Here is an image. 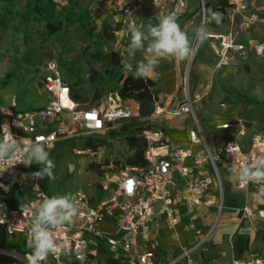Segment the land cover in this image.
I'll return each instance as SVG.
<instances>
[{"label": "built area", "instance_id": "obj_1", "mask_svg": "<svg viewBox=\"0 0 264 264\" xmlns=\"http://www.w3.org/2000/svg\"><path fill=\"white\" fill-rule=\"evenodd\" d=\"M225 1L227 7L224 17L227 18L231 26L236 27L226 32L211 31V36L206 41L215 58V71L237 64L249 55H264V39L252 41L247 39L245 34V31L250 30L256 24H260L264 28V8L257 6L259 0ZM103 2L109 11V26L114 40L113 49L119 52L128 44L129 34L125 30L120 36L115 37V31L124 28L133 21L137 24L146 23L149 20L155 22L157 13H175L177 17H180L190 9L191 5L190 0H157L156 4L154 0H125L123 7H121L122 0H103ZM197 3L198 11L194 17L199 16L201 24L204 9L207 7L206 0H197ZM129 12L134 18L127 17ZM193 22L194 20H191V23ZM200 46V44L195 45L191 63ZM42 70L44 73L43 88L49 95L44 106L19 111L15 98H12L8 103L0 101V125L7 122L11 132L17 137L41 138L46 144V149L52 150L56 148L58 142L65 139L88 134H104L117 127L121 121L135 116L127 106V100H124L118 93L106 94L95 105L84 104L73 99L80 104V107H66L65 100L68 97L71 98L70 86L65 80L59 61L57 59L48 61ZM205 93L207 94L208 91ZM200 97V94L193 96L188 93L186 98L181 101L172 99L165 104L157 103L153 116L171 118L185 114L192 115L194 128L189 131L190 141L193 145L202 144L204 149L194 152L191 148L174 146L167 139L162 128H145L141 133L147 142L144 164L125 165L117 174L106 173L100 181V186L104 191L110 187H113L114 190L109 197L99 203L94 204L84 190H80L74 195L73 198L80 209L79 221L67 225L55 234L58 242H67L70 253L49 256L46 264H74L91 261L92 255L88 254V246L93 236L105 238L104 240L107 241L112 252L117 253L118 250H121L131 264H154L155 252L153 250L139 251L140 235L154 221L155 205L159 202L163 203L160 211L167 215L169 222L172 225L179 222V217L171 206V191L177 185L175 174L189 177L194 172L192 163L193 165L209 164L213 168V173L203 171L187 180L185 188L187 205L192 208L204 203L215 204L214 200L204 201L203 197L212 185H216L220 191V197L216 203L220 217L224 208V186L218 164L225 160L232 167L236 161L250 162L254 156L264 154V129L249 138L250 144L247 147L243 140L247 136V121L249 119L238 118L227 122V128H223V125L226 124L224 123L221 128H233L235 135L219 151L215 152L208 146L202 124L196 115L195 103ZM15 121L18 126L14 123ZM82 151L95 154L90 148ZM20 168L25 169L23 174H19ZM5 172L14 176L19 175L22 180H30L38 202L42 196H49L31 175L33 172L30 166L17 164ZM237 188L246 189L238 183ZM20 205L16 204L13 198H9L8 195L0 198V220H5L3 224H0V231L9 237L22 238L17 242L24 246L26 253L21 256L20 260L24 264H28L27 256L31 250L27 248L26 235L30 222L23 216ZM243 211L248 221H251L255 216L264 218V209H254L252 206L246 205ZM107 221L114 222L116 225L115 234H120V237L113 236L114 233L106 236L100 230V225ZM10 227L11 232H9ZM213 229L208 235L194 242L183 252L181 257H187L190 262H193L190 257L191 253L206 242ZM0 238H4L3 235H0ZM163 264H178V259ZM219 264H264V257L254 254L247 261L233 260Z\"/></svg>", "mask_w": 264, "mask_h": 264}, {"label": "rangeland", "instance_id": "obj_2", "mask_svg": "<svg viewBox=\"0 0 264 264\" xmlns=\"http://www.w3.org/2000/svg\"><path fill=\"white\" fill-rule=\"evenodd\" d=\"M69 1L58 0L61 5L67 4ZM190 2V7L193 13L196 14L198 11L197 0H190ZM82 3L89 7L92 12V27L94 29V39L97 41L96 45L113 48L114 40L109 26V11L103 0H83ZM20 8L19 3L16 2L9 5L6 8L8 9L7 11H3V15L8 20V27L0 30V101L8 103L12 98H15L18 102V110L26 111L44 106L47 102L49 95L43 88L44 73L42 70L45 64L52 59H59V53L66 42L69 43V47L74 48V51L66 55V58L76 57L89 44V39L85 37V31L80 26L75 25L66 37L61 39L53 37L51 40L43 42L41 33L45 31L44 24L40 25L36 22H31L27 28L18 25L17 12L21 11ZM187 20L188 17L178 19L182 28L188 24ZM13 25H18L19 28L16 29ZM199 25L200 18L195 16L194 24L188 26L187 32L190 35L193 34ZM202 47H205V45ZM123 53L124 51L120 49L121 56ZM142 58L143 54L137 53L136 59ZM181 66L184 72L181 73L180 80L182 82L177 93L175 92L177 62L174 59L167 58L161 60L159 67L156 69V75L153 79L159 86L165 87L160 93L161 104L171 97H173V100L176 97H179V99L183 98V89L186 87L191 95L194 96L196 92L201 95L200 99L195 103V111L205 133L208 131L213 133V127L218 121L233 117V114L229 113L231 109L235 110V113L239 116H247V111L252 109L253 119L257 125L259 124L261 127L264 124V59H247L242 63L229 65L218 72L215 71L214 60L210 55V51L205 47L202 53L196 54L189 66L187 62L181 63ZM79 68H82V75L86 76L87 68L83 61ZM63 72L66 82L74 81L75 78L69 76L65 69H63ZM209 85L212 88L208 89L210 91L206 94L205 92ZM225 94L228 96L226 99L224 98ZM243 94L252 97L254 102L247 100ZM213 95H220V99H217L211 108H206L205 101ZM83 103L95 105L93 94L89 93ZM126 104L143 126L156 127L160 123L170 124L171 121L178 120V118L173 117L153 116L155 108L152 114L143 115L140 111L139 103L133 99H129ZM256 107L259 110L253 109ZM250 125L254 127V124ZM192 126L193 123L186 119L177 128L188 129ZM119 127L120 125L117 124V128ZM89 137L100 140L101 146L97 151L91 149L95 154L82 151L86 149L85 141ZM49 151L50 157L56 166L54 171L55 178H35L42 189L49 196L71 193L73 197L78 191L84 190L94 204L109 197L114 190L113 187L105 191L101 188L100 181L102 177L108 172L117 174L125 165H130L126 163V158L133 153L128 148L123 134L118 132L88 134L86 136L68 138L58 142L56 148ZM39 167L37 164L30 166L33 173L38 171ZM22 190L24 199L28 202H33L35 197L29 180L22 185ZM21 198L20 196L19 199ZM0 235H3L4 238L6 237L8 241L17 242V240L22 239L18 236L9 237L1 231ZM153 244L155 247H159L157 242L154 241ZM105 245L104 248H99L103 252L96 254L97 246L90 243L88 254H94L98 257L92 258L87 263L78 262L77 264H105L104 258L107 257L106 254L109 251V245ZM189 247L190 245L186 244L185 250ZM3 254H10L22 259L16 252L0 251V263H2ZM103 255L106 256L103 257Z\"/></svg>", "mask_w": 264, "mask_h": 264}, {"label": "crops", "instance_id": "obj_3", "mask_svg": "<svg viewBox=\"0 0 264 264\" xmlns=\"http://www.w3.org/2000/svg\"><path fill=\"white\" fill-rule=\"evenodd\" d=\"M16 2L19 3L21 7L20 10L22 11L25 8L27 0H0V15L3 13V11L8 10L6 8L9 7V5H12L13 3L15 4ZM257 6H259V8H264V0H259L257 2ZM188 13H193L191 7L180 17H178V19L188 17V24H186L184 27L186 32L188 26L194 24V22L191 23V20L195 19L194 13L192 16H187ZM222 16L223 24L222 22L220 25H216L215 23L212 24L210 26L211 31L226 32L235 29L236 26H231L227 18L224 17L223 14ZM245 34L247 39L249 40L262 41L264 39V28L262 25L256 24L250 30L245 31ZM126 46L124 47V49L126 48ZM206 48L210 51V55L214 60L215 68V58L207 43ZM254 58L264 59V55H249L239 63H242L247 59L252 60ZM186 62L189 66L190 61ZM181 63L184 64L185 62H177L178 67H176V93L178 92L179 86L182 82L180 80L181 73L184 72ZM226 67L228 66H225L224 68L218 70V72L224 70ZM157 86L161 89V91L164 90L163 88H165L161 85L160 87L158 84ZM211 88L212 86L209 85L207 86L206 90L208 91V89ZM183 92L184 97L181 99H179V97H176L177 100H184L187 94L189 93L186 87L183 89ZM196 94H198V92H196L195 95ZM217 96L218 98H216ZM224 98L226 99V94L224 95ZM172 99L173 97H171L169 100L171 101ZM217 99H220V95H213L209 97V99L205 101L206 108H211L212 106H214V102ZM169 100L164 102V104L168 103ZM253 109L259 110L257 109V107ZM251 110L252 109L247 111V116H239L235 113V110H229V113H232L233 117L218 121V123L213 127V133L210 131L205 133V130L203 128L204 135L210 149L217 152L224 146V144L228 140L234 138L235 130L233 128L223 129L221 128V125L227 122H232L238 118L249 119L247 121V136L243 140L245 146L248 147L250 144L249 138L253 134L264 129V124L260 127L259 124L257 125V123L254 121ZM173 118H178V120L171 121L170 124L160 123L158 126H156L157 128H162L164 130L165 135L167 139L171 142V144L174 146L191 148L194 152L203 150L204 146L202 144L193 145L189 138V131L194 128V121L192 115L185 114ZM186 119H189L193 123V126L189 127L188 129L177 128L178 125ZM250 124H254V127ZM115 130H118V128L114 127L107 132L111 134V132ZM190 161L193 162L192 159H190ZM192 166L194 167V172L189 177H182L179 174H175L177 185L171 191V206L173 207L175 214L179 217V222L172 225L169 222L167 215L160 211L163 206V203H157L155 205L154 221L150 223L148 228L140 235L139 251L145 252L148 250H153L155 252V257L153 260L154 264H163L174 259H178V264H219L220 262H232L233 260L247 261L254 254H258L264 257V218L260 216H255L251 221H248L245 218V214L243 211V208L246 205L252 206L254 209H264V203L257 202L252 198V186H249L246 189L237 188V183L230 181L232 167L225 160L221 161L218 164V169L224 186V208L220 217L216 204L220 197V191L216 187V185H212L203 197L204 201L214 200L216 202L215 204L207 205L204 203L202 205L190 208L186 203L185 188L187 180L199 175L203 171H209L213 173V168L209 164L193 165L192 163ZM24 172L25 169H19V174H23ZM1 177H4V179L8 180L10 182V185L17 184L20 190H22V185L28 181L22 180L19 175L14 176L4 172V174L0 176V185L4 186L2 188L7 193L10 191V186L6 184V182L3 181ZM30 184L32 190V183L30 182ZM5 188H7V190H5ZM15 192L17 196L13 197V195L9 193L8 197L13 198L14 202L21 201L22 198L19 199V191L16 190ZM32 193L34 194L33 190ZM34 197L35 198L33 202H28L25 200V203H38L35 195ZM78 221L79 218L77 217L73 223H77ZM99 228L102 232L105 233L106 236L111 233H114L113 236L117 238L120 237V234H115L116 225L113 221L104 222L100 225ZM211 229H213V231L207 238L206 242L199 249L191 253L190 257L193 259V262H190L187 257H181L183 252L185 251L186 244H189L191 246L201 237H205L206 235H208ZM104 239L105 238L101 239L96 236L91 237L90 243L94 246H97V252L95 251L96 254L102 253L103 251L99 248H104L106 246L105 244H108L107 241ZM154 241L158 243L159 247H155V245L153 244ZM106 255L107 257L104 258L105 264L107 258L109 257H114L123 260L126 259L121 250H118L117 253H113L110 246L109 251ZM106 255H103V257ZM94 257L98 256L93 254L92 258Z\"/></svg>", "mask_w": 264, "mask_h": 264}, {"label": "clouds", "instance_id": "obj_4", "mask_svg": "<svg viewBox=\"0 0 264 264\" xmlns=\"http://www.w3.org/2000/svg\"><path fill=\"white\" fill-rule=\"evenodd\" d=\"M154 2L156 4L157 0ZM124 3L125 0H122L121 7ZM127 17L134 18L131 12ZM222 18L220 12L205 7L201 24L192 35L181 27L175 13H157L155 23L151 20L140 24L133 21L114 33L115 37L125 30L129 34V42L120 60L121 72L126 77L131 75L134 79L147 82L156 75L161 60L171 58L176 62L190 61L195 45H203L211 36L210 25H220ZM137 53H142L143 58L137 60ZM14 123L17 125L16 121ZM227 127V123L223 125V128ZM17 164L26 167L39 165V170L31 174L34 178H55V163L45 142L41 138L17 137L5 122L0 125V176ZM230 181L238 183L242 188L252 186V198L264 203V154L254 156L250 162H234ZM20 209L30 222L26 235L27 248L31 250L27 256L28 264H46L49 256L70 253L67 242H58L55 234L79 216L80 209L71 193L53 194L50 197L44 195L38 203L21 204ZM4 222L0 220V224Z\"/></svg>", "mask_w": 264, "mask_h": 264}, {"label": "trees", "instance_id": "obj_5", "mask_svg": "<svg viewBox=\"0 0 264 264\" xmlns=\"http://www.w3.org/2000/svg\"><path fill=\"white\" fill-rule=\"evenodd\" d=\"M82 1L70 0L67 4L61 5L57 0H27L25 8L17 12L18 25L27 28L31 22H36L40 25L44 24L45 31L41 33L43 42H47L53 37H57V39L64 38L69 34L73 26H80L85 31V37L89 39V44L83 49L82 53L74 58L67 59L66 55L74 51V48L69 47V43L66 42L59 53V59H57L62 71L65 69L69 76L75 78L72 82L67 81L70 86L71 98L78 102H83L88 94L92 93L93 100L97 104L106 94L118 93L124 100L133 99L137 101L143 115L152 114L157 103L161 104V89L158 88L153 78L145 82L143 79H134L131 75L126 77L121 72L120 60L122 56L120 52L110 47L106 48L104 45H96L97 41L94 39V29L92 27V12ZM206 5L208 8L221 12L223 15L226 13L227 2L225 0H206ZM192 15L193 13H188L187 16ZM18 25L13 26L18 29ZM7 27V17L2 13L0 15V30ZM203 45L206 47V43ZM203 45L199 47L197 55L204 51L205 47H202ZM82 61L87 68L86 76L82 75V68H79ZM9 75L11 76V74ZM243 96L250 102H254L252 97L244 94ZM226 98H228L227 94ZM119 125L118 130L112 132L123 134L128 148L133 151L131 155L127 156L126 163L143 165L147 142L141 133L149 126L141 125L136 116L121 121ZM85 144L86 149L90 148L93 151H97L101 146L100 140L94 137L86 139ZM1 179L10 186V191L7 193L0 187V198L9 195V193L17 196L15 191L18 190L22 200L16 202V204H24L26 202L24 193L19 189L18 185H10V182L4 177H1ZM0 251L16 252L20 256L26 253L21 243L8 241L6 238H0ZM2 257V263L0 264H24L19 258L10 254H3ZM106 264L130 263L127 259L109 257Z\"/></svg>", "mask_w": 264, "mask_h": 264}, {"label": "bare ground", "instance_id": "obj_6", "mask_svg": "<svg viewBox=\"0 0 264 264\" xmlns=\"http://www.w3.org/2000/svg\"><path fill=\"white\" fill-rule=\"evenodd\" d=\"M65 103H66V107H70V108H77L79 107V103H77L76 101H74L73 99H71L70 97H68L66 100H65Z\"/></svg>", "mask_w": 264, "mask_h": 264}]
</instances>
